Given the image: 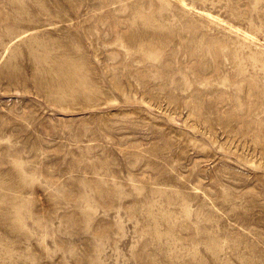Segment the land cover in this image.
I'll return each instance as SVG.
<instances>
[{
    "label": "rangeland",
    "instance_id": "1",
    "mask_svg": "<svg viewBox=\"0 0 264 264\" xmlns=\"http://www.w3.org/2000/svg\"><path fill=\"white\" fill-rule=\"evenodd\" d=\"M0 264H264V0H0Z\"/></svg>",
    "mask_w": 264,
    "mask_h": 264
}]
</instances>
